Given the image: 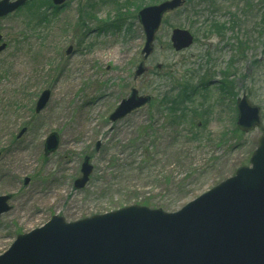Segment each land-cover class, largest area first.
<instances>
[{
  "label": "rangeland",
  "instance_id": "rangeland-1",
  "mask_svg": "<svg viewBox=\"0 0 264 264\" xmlns=\"http://www.w3.org/2000/svg\"><path fill=\"white\" fill-rule=\"evenodd\" d=\"M41 1L53 7L52 0ZM166 1L65 0L46 9L49 23L40 36L37 14L27 6L0 20L7 45L0 54V196L12 197V210L0 219V257L18 236L55 216L74 223L131 206L176 213L250 166L262 129L235 131L236 105L246 94L262 109L264 127V0H186L165 15L144 60L138 13ZM215 22L223 25L221 35L212 30ZM174 29L190 32L193 46L174 51ZM142 62L146 74L135 79ZM174 71L179 79L189 72L194 85L203 78L216 83L200 90L190 110L203 115L198 141H175L162 110L151 105L110 121L132 89L159 102L172 88L167 76ZM225 81L233 95L222 90ZM46 90L50 100L37 114ZM189 130L178 131L190 138ZM52 133L60 144L46 157ZM86 157L94 171L87 187L76 190ZM171 177L176 185H164ZM184 178L188 186L179 189Z\"/></svg>",
  "mask_w": 264,
  "mask_h": 264
},
{
  "label": "water",
  "instance_id": "water-1",
  "mask_svg": "<svg viewBox=\"0 0 264 264\" xmlns=\"http://www.w3.org/2000/svg\"><path fill=\"white\" fill-rule=\"evenodd\" d=\"M28 1H0V19ZM64 2L53 0L55 5ZM184 4L185 0H170L138 13L146 39L144 60L154 51L165 15ZM171 42L175 51L181 52L193 45L194 37L187 30L175 29ZM5 49L6 44L0 46V53ZM72 53L70 47L67 55ZM145 73L142 62L135 78ZM50 97V91L41 95L36 113L45 109ZM151 99L133 89L110 121L126 118ZM237 110V127L242 133L262 127L261 109L247 95L238 99ZM59 144L58 135L51 134L45 143V156L54 153ZM250 163L176 213L131 206L74 223L55 216L42 228L18 236L0 257V264H264V129ZM93 170L90 158H85L82 177L74 185L77 190L87 186ZM28 183L25 180V185ZM10 201L11 196H0V219L11 211Z\"/></svg>",
  "mask_w": 264,
  "mask_h": 264
},
{
  "label": "trees",
  "instance_id": "trees-1",
  "mask_svg": "<svg viewBox=\"0 0 264 264\" xmlns=\"http://www.w3.org/2000/svg\"><path fill=\"white\" fill-rule=\"evenodd\" d=\"M142 2H144V0H142ZM114 5L119 10L121 7H123L122 5L119 6V2H115ZM26 6L27 8H29V12L31 14H37L36 17L38 20L36 23L35 31L36 34H39L38 36H40L41 34H43V31H41L40 27L45 25L46 23H49L46 9H48L49 11V8L51 9L54 8L51 6V3L49 1L43 2L41 0H30ZM211 27L213 31L216 30L217 34L220 35L222 34L220 32L223 30V25H218L217 22H215L214 23L215 29H213V24L211 25ZM188 74L189 72H187L184 76H181L180 79L179 77L176 76L177 75L176 71L168 74L167 81H169L170 86H172L170 92L165 94L163 93L159 98L160 99L159 102L153 100L152 103L150 104L152 107L162 110L161 112L163 113V115H165L163 117L164 122H166V125L168 126V128H170L169 132L170 130H174V132L170 134L174 136L175 141H178V143H179V139H184L187 143H189V141L195 142L199 140V133H197L196 131H198L197 129H201V125L203 124L201 118L203 117V115L197 109H193L192 111L190 110L192 108H195L196 97L199 96L200 90H206L210 83L209 80L203 78L199 80V82L196 85H194L193 82L190 80V77H188ZM162 79L163 78H159L158 83H161L163 81ZM231 86L232 83L228 81H225V83L222 82L221 87L222 90L226 93V95L227 94L233 95ZM183 125L190 129L189 130L191 135L190 138H187V136H185L186 134L185 132L182 134L181 132L178 131L179 128ZM235 131L239 132L238 129H236ZM188 152L189 149H186V153ZM174 179H172V177L170 178V180L169 178L166 179L167 181L164 179V185L173 187L174 185H176L173 184ZM185 181H187L185 180V178L181 180V182L177 185V187L179 189H183V187L188 186L186 185V183H184Z\"/></svg>",
  "mask_w": 264,
  "mask_h": 264
}]
</instances>
